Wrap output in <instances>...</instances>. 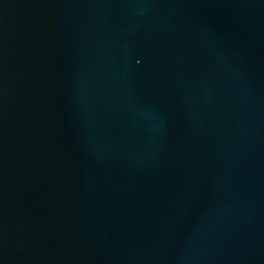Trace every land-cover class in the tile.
I'll use <instances>...</instances> for the list:
<instances>
[{"label": "water", "instance_id": "obj_1", "mask_svg": "<svg viewBox=\"0 0 264 264\" xmlns=\"http://www.w3.org/2000/svg\"><path fill=\"white\" fill-rule=\"evenodd\" d=\"M0 264H264V0H0Z\"/></svg>", "mask_w": 264, "mask_h": 264}]
</instances>
